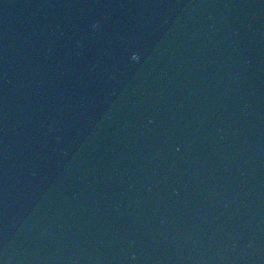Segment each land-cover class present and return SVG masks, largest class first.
Segmentation results:
<instances>
[{
	"label": "water",
	"instance_id": "95a60500",
	"mask_svg": "<svg viewBox=\"0 0 264 264\" xmlns=\"http://www.w3.org/2000/svg\"><path fill=\"white\" fill-rule=\"evenodd\" d=\"M0 264H264V0H0Z\"/></svg>",
	"mask_w": 264,
	"mask_h": 264
},
{
	"label": "clouds",
	"instance_id": "9594fccd",
	"mask_svg": "<svg viewBox=\"0 0 264 264\" xmlns=\"http://www.w3.org/2000/svg\"><path fill=\"white\" fill-rule=\"evenodd\" d=\"M97 26L98 25L96 23H94L92 25L93 28H96ZM132 59L135 60V61H139L140 60V56L139 55H135V56L132 57Z\"/></svg>",
	"mask_w": 264,
	"mask_h": 264
}]
</instances>
